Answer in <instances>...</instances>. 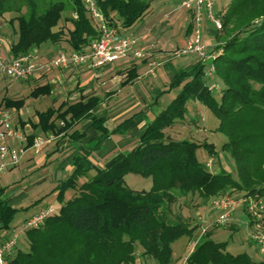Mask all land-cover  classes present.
<instances>
[{"label":"trees","instance_id":"trees-1","mask_svg":"<svg viewBox=\"0 0 264 264\" xmlns=\"http://www.w3.org/2000/svg\"><path fill=\"white\" fill-rule=\"evenodd\" d=\"M95 1L107 23L120 32L121 28H130L151 13L152 0ZM258 1L233 0L223 16L224 26L229 25L237 15L241 18L245 14L248 4L256 5L250 9L253 14L241 18L246 23L217 47L223 50L213 60L215 74L224 83L220 97L206 84L205 63L201 60L178 71L169 89L181 87L180 91L128 153H120L103 168H97L96 174L82 185L78 179L85 170L77 157L76 171L57 186L62 202L60 212L48 217L41 227L26 231L30 246L27 250L18 248L14 255H9L11 264H130L138 242L144 254L153 257L157 264H174L173 242L193 234L197 228L190 227L179 213L170 211L177 193L218 198L230 192L246 198L264 192V0ZM10 2L0 0V25L5 22L7 11L21 13L22 7ZM30 2L31 7L25 13L9 20L10 24L18 21V38L11 46L15 57L45 42L69 48L64 51H80L99 37L98 21L83 0H69L71 12L65 16L66 1L50 2L44 10L38 9L33 0ZM256 17L261 19L255 21ZM136 76L134 67L128 71L124 84ZM48 94L49 85L37 87L31 93L33 97ZM192 100L202 101L220 119L218 129L229 138L223 149L235 159L237 179L225 171H210L199 161L197 149L205 147L215 155L214 144L175 139L166 132L186 119ZM2 104L20 109L25 99L7 97ZM99 104L96 96L75 102L65 100L58 107L39 111L33 125L45 134L60 135L81 119L92 116ZM92 119L94 127L107 133L104 119L95 116ZM28 137L31 145L35 136ZM130 172L151 176L153 187L130 188L125 181ZM69 189L75 192L65 199ZM4 190L0 189V223L7 229L16 208L4 197ZM166 204L168 208L164 207ZM205 233L187 256L186 264H256L247 253L233 254L226 250L225 243Z\"/></svg>","mask_w":264,"mask_h":264},{"label":"crops","instance_id":"crops-1","mask_svg":"<svg viewBox=\"0 0 264 264\" xmlns=\"http://www.w3.org/2000/svg\"><path fill=\"white\" fill-rule=\"evenodd\" d=\"M187 14L190 15L188 12ZM182 15L185 16L184 13ZM144 19L130 28L120 29L122 34L139 38V43L145 51L144 57L129 56L102 67L82 64L41 69L31 80L36 83V88L44 85L50 86V94L36 97L39 103L44 105L45 110L49 107H58L65 100L75 102L89 96L98 97L100 104L93 110L92 116L81 119L60 135L45 134L41 129H35L33 123L37 121V113L45 110L36 108L34 119L32 117L25 118L20 114L14 117V122L20 125L28 136L34 134V136H43L47 139L39 149H28L27 156L24 157L27 161L26 167L31 173L36 171V176L30 180H18L14 195L9 199L10 205L16 209L20 206L28 208L35 205L32 214L25 220L41 212L50 203L59 202L61 208L62 202L58 198L57 186L76 171L77 157H80L79 164L85 170V173L78 179V184L82 185L96 174L97 168H103L116 155L128 153L135 147L152 120L165 109L167 96L168 99L173 97L169 85L174 81L177 72L189 68L198 60L193 55L178 58L172 56L175 49L185 46L190 39V26L192 25L189 23L188 26L186 25L188 28L186 33L182 34L183 36L180 34L172 37L171 41L175 40L177 43L175 46L169 44L171 41L166 29L171 26L169 22L161 21L160 16L149 21H143ZM13 42L14 40H12ZM12 43L6 45L3 38L2 54L8 59L15 57L11 51ZM210 43L212 50L222 44L217 41ZM35 49L40 62H46L64 49L69 50L66 46L52 42H45ZM134 67L136 78L132 82L124 84L128 71ZM15 83L18 82L15 81ZM217 86L218 88L214 90L218 91L219 85ZM6 89L8 90L9 86ZM18 97L8 98L18 100ZM0 103L2 102L0 101ZM20 109L12 108L13 111ZM93 116L105 120L104 126L107 133L93 126ZM183 123L184 125H182ZM192 123L194 121L186 114L184 121L177 122L167 128L166 132H175L177 134L175 139H179V133L187 124ZM206 166L212 171V166ZM7 187V185L0 186V189H5V193ZM32 189L35 190L34 194H30ZM72 192L70 198L75 190L73 189ZM43 195L48 196L45 204L43 201L38 202ZM210 200L207 198L204 202L211 205L212 200ZM36 202L39 203L37 204L38 209H36ZM14 229H5L0 223V244L13 236ZM195 236L197 238L196 245L205 237V234L199 232ZM26 242L25 248L20 242H17V247L12 255L18 248L27 250L30 244L28 239Z\"/></svg>","mask_w":264,"mask_h":264},{"label":"rangeland","instance_id":"rangeland-1","mask_svg":"<svg viewBox=\"0 0 264 264\" xmlns=\"http://www.w3.org/2000/svg\"><path fill=\"white\" fill-rule=\"evenodd\" d=\"M10 4L15 3V5H19L22 7L21 13L10 10L5 13L4 23L1 24V30L4 33V40L6 45L8 43H12V40L16 41L18 38V21L15 20L13 24H10L9 20L14 19L19 14L25 13L31 6L30 0H10ZM35 4H37V8L40 10H44L50 2H56L59 0H33ZM67 2L68 10L64 12L65 14H69L71 11L69 0H63ZM183 0H152L151 1V13L148 14L143 21H149L154 19L157 16H160L163 22H169V26L167 29L168 36H170V41L173 36L175 35H182L185 34L187 31L186 25H192L190 30V38L193 35V16L190 12H188L185 8L181 7V3ZM216 4V8L218 11H226L229 8L230 3L233 0H213ZM259 0L258 2H260ZM254 3V2H253ZM254 5V4H253ZM253 5H247L244 9L246 12L245 14H240L241 18L245 15L253 14L251 11V7ZM256 6V5H254ZM15 7V6H14ZM257 8V7H256ZM177 9V10H176ZM251 9V10H250ZM254 9V8H253ZM190 13L189 14H187ZM170 13V14H168ZM185 14L183 17L182 14ZM255 14V13H254ZM182 16V17H181ZM190 17V20H189ZM236 16V20L233 19L229 25L223 26V29L220 31L216 30L215 27L204 17L202 33H203V40L210 46V42H221L224 43L229 37H231L234 33H236L242 25L246 22ZM254 18V17H253ZM261 18L256 17L255 21H259ZM64 22V21H63ZM174 22V24H173ZM243 22V23H242ZM172 23V24H171ZM177 23V25H175ZM175 28H174V27ZM185 28V30H184ZM178 31H176V30ZM176 31V32H175ZM124 32V31H123ZM178 33V34H176ZM218 34L220 35L218 37ZM176 36V37H178ZM183 36V35H182ZM210 41V42H208ZM169 44H174L175 46L177 43L171 41ZM179 44V43H178ZM187 44V43H186ZM181 46V45H180ZM6 48V47H4ZM176 50V49H175ZM212 67V62H207L205 64V82L208 86L213 84L219 85V89L213 90V93L216 97H220V92L224 87V83L221 78L218 77L217 74H213L209 76L207 71H209ZM32 80V79H31ZM15 81L10 80L7 77L0 76V101L3 103L6 96L8 97H16L22 98L26 100L25 106L20 109L19 111H14V117H17L19 114L23 117H32L34 119V114L37 109L45 110V107L36 97L31 95L33 89L36 88V83L34 81ZM6 86V87H5ZM7 86L9 89L7 90ZM181 87H176L171 89L173 97L165 101V107L176 97L177 93L180 91ZM18 93V94H17ZM166 100V99H165ZM190 106H188L187 115L194 121L192 124H187L183 131L179 133V139L187 138L189 140L195 141L197 143H212L217 148V153L215 155H211L205 147H200L196 151V155L204 164L210 163L212 166L211 170L215 173L225 171L230 173L233 178L237 179V167L235 159L233 158L232 154L228 151L223 149V145L228 142L229 138L226 134L218 129L220 125V119L218 116L212 111V109L205 105L202 101L199 100H192L189 102ZM20 112V113H19ZM184 125V123L182 124ZM168 135L176 138L177 134L175 132L168 131ZM186 136V137H184ZM181 137V138H180ZM184 137V138H182ZM27 156V155H26ZM24 156V157H26ZM210 161V162H208ZM26 158H23L19 165L15 167H9L1 176L0 178V186L7 185L6 191L4 193V197L8 200L14 195L15 185L17 181L23 180H30L36 176V171L32 172L28 171L26 167ZM212 163V164H211ZM126 184L133 189L142 190V189H151L154 185L153 179L151 176H143L137 173L130 172L125 176ZM9 184V185H8ZM35 188V187H34ZM73 189H69L66 191L65 199L70 198L72 195ZM35 190H31L30 194H34ZM228 193V192H227ZM230 193V192H229ZM231 194V193H230ZM234 196V195H233ZM238 197L239 195H235ZM240 196H243L242 194ZM258 201L262 199L264 203V192H256L253 195ZM48 196H41V200L38 202H42L45 204L46 198ZM193 198V199H192ZM217 198V196L211 197L210 199L213 201ZM241 198V197H240ZM207 198L201 196L199 193H187L181 195L179 193L176 194V200L170 206V211L179 213L181 217L188 221L190 227L197 226L193 234L191 235H183L177 238L173 244V252L175 257L174 264H186V258L190 253L192 247L195 245L197 238L195 235L197 233H204L206 230L213 240L221 243L226 244V250L233 253H247L252 260L258 264L264 262V253L261 252L257 246V244L252 240V234L256 231H261L264 233V214L262 217L253 216L249 210L246 208L247 201L246 199H240L237 201L235 206L232 209L228 208L227 210H221L218 207L214 206L211 202V205L204 202ZM210 200V201H211ZM36 202V209L37 208ZM41 204V203H40ZM56 209H60V203H54ZM35 206V205H34ZM34 206L28 208H22L21 206L16 209L14 218L10 222V228H15L17 230H21L23 224L25 222V218L32 214ZM48 206V205H47ZM167 207V204L164 205ZM57 209V210H58ZM224 213H228L231 217L228 222L224 223H217L221 216ZM264 213V212H263ZM171 218H174L173 213H171ZM27 234L26 231L22 232L17 240L23 245V248L26 247V239ZM203 240V239H201ZM200 240V241H201ZM197 244V243H196ZM17 247V246H16ZM134 260L130 264H157L156 261L151 256H147L144 254V248L138 242L135 244V251H134Z\"/></svg>","mask_w":264,"mask_h":264},{"label":"built area","instance_id":"built-area-1","mask_svg":"<svg viewBox=\"0 0 264 264\" xmlns=\"http://www.w3.org/2000/svg\"><path fill=\"white\" fill-rule=\"evenodd\" d=\"M87 9L96 18L100 34L90 45L80 51H61L46 62H40L33 48L28 53L8 59L2 54L4 33L0 25V76L9 78L12 81H29L36 77L41 69L52 67L88 64L92 67H102L112 64L122 58L132 56L142 58L145 51L139 43V38L132 35L122 34L118 28L109 25L98 9L95 0H83ZM181 7L185 8L193 16V35L187 44L172 52L175 58L193 55L203 63L213 62L221 53L222 47L212 50L203 40L202 27L204 17L220 31L223 29V16L225 11H218L213 0H183ZM215 66L207 74H215ZM218 88L216 84L210 86L211 90ZM63 124V123H62ZM47 139L43 136H35L31 145L28 144L29 137L24 129L14 122V111L0 103V177L9 168L17 166L28 149H39ZM208 166L210 163L207 164ZM241 197V198H240ZM247 201L246 208L253 216L262 217L264 214V203L255 197L233 196L230 193L213 200L212 204L221 210L232 209L238 200ZM58 209V208H57ZM54 203L48 204L41 212L27 218L21 230L14 229L11 238L0 244V264H10L8 256L16 249L17 240L22 232L39 228L45 224L48 217L58 214ZM230 215L224 213L217 223H224L230 220ZM206 230H204V233ZM252 240L257 244L259 250L264 253V233L256 231L252 234Z\"/></svg>","mask_w":264,"mask_h":264}]
</instances>
